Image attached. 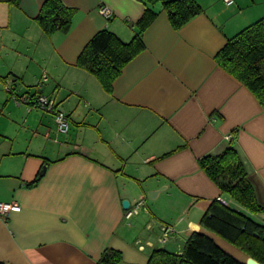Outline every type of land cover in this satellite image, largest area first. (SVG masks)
I'll list each match as a JSON object with an SVG mask.
<instances>
[{
	"label": "crops",
	"instance_id": "1",
	"mask_svg": "<svg viewBox=\"0 0 264 264\" xmlns=\"http://www.w3.org/2000/svg\"><path fill=\"white\" fill-rule=\"evenodd\" d=\"M46 1L0 0V202L21 207L0 219V264H101L107 250L121 253L119 264H148L156 249L181 255L192 233L245 262L202 219L214 201L261 225L264 211L224 194L200 161L233 145L264 207V109L216 60L264 18V0H196L202 14L179 31L162 1L61 0L75 10L72 27L51 36L37 22ZM147 9L156 17L143 32L146 49L108 94L78 58L103 30L131 42ZM43 75L41 93L69 117L67 134L4 90L34 91ZM150 191L159 194L150 199ZM142 199L127 220L123 201ZM167 226L175 232L161 244Z\"/></svg>",
	"mask_w": 264,
	"mask_h": 264
},
{
	"label": "trees",
	"instance_id": "2",
	"mask_svg": "<svg viewBox=\"0 0 264 264\" xmlns=\"http://www.w3.org/2000/svg\"><path fill=\"white\" fill-rule=\"evenodd\" d=\"M146 1L151 3L162 1L170 24L176 31L202 14L196 0ZM74 14L75 10L61 0H47L37 17V22L48 36L55 33L67 34L71 30ZM155 17L156 13L147 9L139 23V32L129 43L122 41L109 30L100 31L84 48L77 65L96 77L103 89L112 94L113 85L124 68L146 49L142 38L143 32ZM216 60L225 71L254 94L264 109V18L228 40ZM200 165L220 190L239 205L253 213L264 211V207L257 202L245 165L233 145L220 155L204 157ZM201 224L209 232L264 264V225L254 222L219 201L211 204ZM121 260L120 252L107 250L101 264H119ZM148 264H245V262L222 248L213 238L192 233L181 255L165 249H156Z\"/></svg>",
	"mask_w": 264,
	"mask_h": 264
},
{
	"label": "built area",
	"instance_id": "3",
	"mask_svg": "<svg viewBox=\"0 0 264 264\" xmlns=\"http://www.w3.org/2000/svg\"><path fill=\"white\" fill-rule=\"evenodd\" d=\"M227 6H232L234 4V0H225ZM101 16H103L106 20H110L113 16L112 11L106 7L102 6L99 10ZM48 81L47 75H43L39 83L34 88V91H27L23 94H18L15 87L12 84H6L4 86L5 91L11 95L14 101L18 105H23L27 107L29 110L31 109H39L45 113H48L53 116L55 124L58 128V131L62 134H67L70 131L71 123L67 114L60 108L58 101L53 98L46 96L41 93V89L44 83ZM228 141L232 140V136H226ZM224 204L223 201H220ZM145 207V201L142 199L136 205L129 207L126 211L125 218L127 220L131 219L133 216L139 214L140 210ZM21 207L17 203H1L0 202V219H6L11 212H19ZM174 229L172 227H164L163 228V236L160 239L161 244H165L170 238L171 235L174 234ZM141 250L145 249V246H140Z\"/></svg>",
	"mask_w": 264,
	"mask_h": 264
},
{
	"label": "water",
	"instance_id": "4",
	"mask_svg": "<svg viewBox=\"0 0 264 264\" xmlns=\"http://www.w3.org/2000/svg\"><path fill=\"white\" fill-rule=\"evenodd\" d=\"M158 194H159V191H150V192L148 193V197H149L150 199H155V198L157 197ZM122 205H123V209H124V210H128L129 207H130V202L127 201V200H125V201H123ZM245 264H261V263H259L258 261H256V260L253 259L252 257H249V256H248V257L246 258V262H245Z\"/></svg>",
	"mask_w": 264,
	"mask_h": 264
},
{
	"label": "bare ground",
	"instance_id": "5",
	"mask_svg": "<svg viewBox=\"0 0 264 264\" xmlns=\"http://www.w3.org/2000/svg\"><path fill=\"white\" fill-rule=\"evenodd\" d=\"M246 262V261H245Z\"/></svg>",
	"mask_w": 264,
	"mask_h": 264
}]
</instances>
